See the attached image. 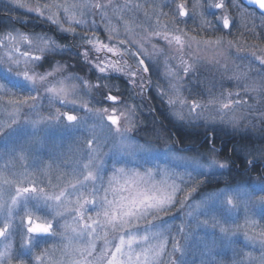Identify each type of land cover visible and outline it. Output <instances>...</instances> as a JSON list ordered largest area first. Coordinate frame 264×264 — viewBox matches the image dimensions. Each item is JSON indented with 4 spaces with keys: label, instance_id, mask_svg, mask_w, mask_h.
<instances>
[{
    "label": "snow or ice",
    "instance_id": "6c2138e0",
    "mask_svg": "<svg viewBox=\"0 0 264 264\" xmlns=\"http://www.w3.org/2000/svg\"><path fill=\"white\" fill-rule=\"evenodd\" d=\"M231 2L233 8H241L236 0ZM10 3L37 19L47 21L60 33L71 34L73 38L79 36L83 43L75 55L82 56L89 68L100 74L102 79L110 78L113 73L119 74L141 94L152 88V81L146 75L150 67L145 61L164 55V49L152 41L159 39L169 49L175 46L176 55L164 60L168 86L166 89L159 85L156 87L158 95L172 109L170 114L181 123H226L236 131L239 121L246 118L237 117L236 109L246 106L251 110L253 107L241 97L255 92L257 97L264 98V79L249 82L248 72H234L226 77L228 81H236L238 90L235 92L220 91L216 94L209 91L206 102L189 100L184 96L182 81L196 72L197 64L205 62V58L193 56V44L197 48L200 45L219 47L223 39L197 40L179 27L169 31L170 22L162 24L159 19L166 15L162 11L157 14L154 24L146 21L153 30L137 40L132 39L131 31L132 25L137 24L135 17L126 20L125 16L141 5L130 0L122 5L114 4L113 0H49L45 3L37 0L34 7L27 0H10ZM247 3L264 10V0H247ZM163 6H167V0ZM224 8L225 0L215 3L209 0L206 6L200 0H194L191 12L185 3L177 4L176 12L180 18L187 19L206 14L215 16V21L202 20L204 30L214 32L217 29L230 30L234 23L227 14L216 15ZM261 15L264 16V11ZM145 16H148L147 12ZM12 19L22 24L29 23L19 17ZM113 19L117 24H113ZM118 24L123 25L124 33L120 32ZM77 29L84 31L78 32ZM98 29L107 33V42L95 34ZM89 32L93 35H88ZM121 35L125 38L119 39ZM147 45H151V52ZM228 45L229 50L236 47L232 41H228ZM186 49L189 50L187 53ZM0 50L3 51L0 55V93L13 97L8 101L12 111L6 121L0 122V159L8 156L19 160L23 169L12 171L9 163L0 167V264H13V261L17 264H165V257L167 264H189L186 256L187 249L192 247L191 241L196 239L197 246L203 245L211 251L215 240L208 234L211 231L214 237L217 229L221 238L235 242L242 236L246 247L259 246L264 250V231L240 232L238 227L228 226L230 221L235 224L241 197L249 198L244 201L245 206L251 203V193L247 189L228 188L189 203L193 193L205 183L204 180L197 181V177L215 175L229 167L216 158L217 150L211 143L207 152L194 156L183 155L193 149L179 147L175 143L163 149L150 143H137L132 139L130 129L121 126L122 118L131 123L130 115H125L117 107L110 110L90 108L88 103L82 102L81 93L89 94L92 89L99 91L110 85H92L79 75L62 76L66 66L60 61H56L50 70L37 71L49 56L73 51L72 45L60 44L54 36L30 34L12 28L0 35ZM186 54L190 59L184 58ZM236 55L240 59L258 61L264 69V56L246 53L243 48H236ZM129 56L137 60L136 65L128 62L126 57ZM170 60L178 61L175 67L169 63ZM211 63L223 67L225 72L229 71L227 64L221 65L216 57ZM257 75L264 77V72L257 70ZM70 80L80 83L68 84ZM45 100L50 113L52 105L57 103L68 110L60 112L55 109L54 114L42 115L38 109ZM108 102L113 105L122 103L111 91L104 95L103 100L97 101ZM25 106L35 118L21 119ZM209 109L215 111V116L210 119L205 115ZM77 110H83L93 123L89 125L85 117L73 114ZM229 113L233 115L229 116ZM259 118L264 120V115ZM52 127H62L69 134L83 132L91 137L85 141V152L72 164L63 165L64 168L70 167V171H62L60 165H55L54 170L53 164L40 168L39 161H34L31 166L27 164L31 144L37 134ZM110 142L111 147L105 152L103 149ZM248 163L251 165L254 160ZM30 167L36 170L30 171ZM193 181H196V186H189ZM253 191L264 193V181L256 182ZM182 193L183 198H180ZM256 203L264 208V196ZM177 205L178 212L190 209L186 216L195 223V228L187 232L185 225L179 226L183 244L171 236L165 219L172 215V209ZM201 216L207 218L201 220ZM61 220L64 223H60ZM248 224L246 221L245 226ZM198 231L205 235L196 237ZM14 234L19 236V249H14L10 240ZM50 239H58L59 246L43 248L37 254L35 249ZM98 242L101 243L99 252ZM170 242L171 252L168 250ZM56 252H59L58 257ZM243 255L251 259V253ZM238 264H245V260H239ZM261 264H264V256Z\"/></svg>",
    "mask_w": 264,
    "mask_h": 264
},
{
    "label": "rangeland",
    "instance_id": "374dc122",
    "mask_svg": "<svg viewBox=\"0 0 264 264\" xmlns=\"http://www.w3.org/2000/svg\"><path fill=\"white\" fill-rule=\"evenodd\" d=\"M30 6H35L37 0H27ZM40 3L49 2V0H39ZM63 2V0H60ZM73 2V0H69ZM96 2V0H93ZM100 2H107V0H100ZM127 0H113V3L124 4ZM133 4H140L139 9L132 10L131 13L125 16L126 20H131L132 17H135L137 24H133L131 31L133 33L132 39H140L142 36L146 35L147 32L153 30L150 27L149 23L146 21H151L154 24L157 19V14L161 11L166 15L160 16L159 19L161 23H169V31L173 27H179L188 32L189 36H195L197 40L201 39H212L217 38L223 39V44L219 47L216 46H205L200 45L199 48L193 44L191 53L193 56H200L205 58V62L196 65V72L192 74L191 77L184 78L182 81L183 95L191 99H199L203 102H206L209 91H212L218 94L220 91H237L236 81H228L226 77L233 75L234 72H248L250 76V81L259 82L264 77L257 75V70L264 72V69H261L258 61L248 59H240L236 55V48H243L246 53L255 52L257 56H264V16L261 13L257 12L254 8L247 7L242 3L241 0H236L237 3L241 5L240 9H235L232 6L231 0H225V8L223 10H218L216 15L227 14L234 23L231 26L230 30H219L216 31H205L202 24V20H212L215 21V16L204 15L203 17L197 15L193 19L180 18L176 12V6L179 3H185L186 7L191 12L192 4L194 0H167V6L161 7L165 4V0H130ZM209 0H200L201 4L205 6ZM212 3L219 2V0H211ZM145 12L148 13V16H145ZM0 14H3L0 18V35H3L7 31H10L12 28L19 29L22 32L26 33H43L49 36H54L57 39V42L64 45H72V52H65L63 55H52L49 56L43 62V67L38 68L37 71L43 72L45 70H50L56 61H60L66 66V70L62 73V76L69 75H79L84 80H87L90 84H108L110 87L101 88L99 91L92 89L89 94L81 93L82 102L88 103L90 108H109L117 107L119 111L125 113V115L131 116V123L125 119H121V126L127 127L130 129V134L133 140L139 144H151L157 148L163 149L166 145L175 143L176 141L173 137L167 132V129L157 121L155 114L159 113L160 117L163 118L165 123H169L172 129L182 128L183 130L191 131L195 126L208 128V130H222V133L234 134V135H244L250 136L248 138H258L264 139V120L260 119L264 115V98L257 97L255 92L250 93L249 96L241 97L248 101V104L253 105L252 109L249 110L248 107L238 108L235 111L237 117L244 116L246 118L239 121L238 130L233 131L232 126L228 124L216 123L215 125H208L204 122H184L181 123L176 120L170 113V109L164 99L158 95L157 85L161 88H167L168 82L164 76L166 71L164 66L165 57H172L176 55L175 46L169 49L166 44L159 40L155 39L152 41L153 44H156L158 48L164 49V55L156 56L154 60H146L145 62L149 64L150 72L147 75L148 79L152 81V88L146 92L147 98L153 100V108L150 105L144 104L142 99L143 94L140 93L138 88H133L127 82L125 77L122 83L118 80H109L102 79L98 76L94 69H90L89 66L84 62L82 56L75 55V52L79 49V45L83 41L79 36L73 38L71 34H63L58 32L55 29V26L49 24L47 21L42 19H37L35 15L27 13L24 10L15 8L11 5L10 0H0ZM111 16L112 13L109 12ZM19 17L21 20H28L29 23L22 24L19 21H15L12 18ZM97 22L99 23V16L96 17ZM113 24H117V21L113 19ZM67 27V25H65ZM121 33H124V27L122 24L117 25ZM29 28V30H28ZM78 32H83V29H77ZM99 36L101 40L107 42V33L98 29L95 33ZM88 35H93L92 32H89ZM124 35H121L119 39H124ZM228 41H232L236 47L229 50ZM148 51L151 52V45H147ZM135 51V49H133ZM186 53L189 50H185ZM3 54V51L0 50V55ZM39 54V53H37ZM243 55V54H241ZM213 57H216L220 60V64H227L229 71L225 72L223 67L214 66L211 63ZM185 59H190L189 55L186 54ZM128 62H131L133 65L137 64V60L132 57H126ZM169 63L175 67L177 60H170ZM236 65L241 67L237 68ZM112 75H117L113 73ZM183 76V73H180ZM62 78V77H58ZM68 84H79V81H67ZM109 91L114 95H117L122 103L113 105L112 102L108 103H97L99 100L104 99ZM41 93L43 89L41 88ZM27 93H25L26 95ZM253 97H257L253 99ZM13 99V97L0 93V122H4L8 118V113L12 111V106L8 104V101ZM55 109H59L60 112L67 111L68 109L61 107L58 103L52 105L51 113L49 110L48 102L45 100L43 106L38 109L40 114L49 115L54 114ZM73 114L85 117L87 123L91 125L93 121L87 118V114L83 110H77ZM211 114V115H210ZM206 117L212 118L215 116L214 109L206 110ZM233 115L229 113V116ZM24 117H32V113L27 111V106L22 110L21 119ZM217 121L219 117H215ZM187 126H192L189 128ZM214 134H207L208 140L211 144L215 142L213 139ZM91 138L83 132H73L71 134L66 133L62 127H52L50 129L42 130L37 134V137L31 144V152L28 154L27 164L33 165L34 161H39V167L44 168L48 164L60 165L62 171H70L71 168H64L65 163L72 164L75 162L86 150V139ZM179 147H186L185 144H177ZM215 146L217 152L215 156L221 162H225L229 165L227 169L218 171L215 175L208 177H197L196 180H204L205 183L201 184L197 188V192L193 193L190 198L189 203H195L202 199L203 196L221 191L224 189H247L251 193V203H248L245 206L244 201L249 199L246 196H242L240 200V211L235 216V224L229 222L228 226L238 227L240 232L244 231H255L257 233L264 231V208L260 204L256 203L261 196H264V193L253 191V185L258 181H264V172L258 176H254L252 179L243 178L241 176H233L229 172L230 164L228 163L227 158L221 156L219 151L221 147ZM111 147V142L104 147V151L107 152ZM187 147L193 149V151H188L182 153L187 156L198 155L202 152L208 151V146L204 147L200 143L188 144ZM258 148V147H256ZM263 150V151H262ZM260 152V156L259 153ZM251 153V151H250ZM255 162H258V159H264V149L260 151H254L251 158ZM9 163L12 167V171H22V162L15 159H10L8 156H5L3 159H0V167L4 164ZM30 171H35V167H30ZM232 175V176H231ZM230 176V177H229ZM234 178V179H233ZM196 186V181H193L192 185ZM183 198V193L181 197ZM176 208L172 209V215L166 217L167 226L169 228L171 236H174L177 240L184 243V238L182 234L178 231L180 225H185V231L195 228V223L190 222L189 218L186 216V212L190 209L185 208L183 212H178ZM207 217L201 216L200 219H206ZM70 219V218H69ZM249 221L247 227L245 222ZM255 224L253 225V223ZM60 223H64V220H61ZM205 233L203 231H198L195 233L196 237H203ZM209 237L215 240V245L211 247V251L208 248L199 245L196 239L191 241L192 247L187 249L186 259L189 261V264H238V261L241 259L245 260V264H261V257L264 256V250H261L259 246H245L243 242V237H238L235 242L229 241L228 239L221 238L218 229L216 234L212 237L211 231H209ZM10 240L13 243L14 249H19L20 240L17 234H14L10 237ZM8 243V241H4ZM60 244L58 239H50L47 243H41L40 247L35 249L37 254L43 248H53L58 247ZM2 247V244H0ZM101 247V243L98 242L97 251ZM168 250L171 252V242L168 245ZM243 253H251V259L249 260ZM175 255H179L176 253ZM56 256H59V252H56ZM13 264H17L16 261H13ZM165 264H167V257H165Z\"/></svg>",
    "mask_w": 264,
    "mask_h": 264
},
{
    "label": "trees",
    "instance_id": "16d2710c",
    "mask_svg": "<svg viewBox=\"0 0 264 264\" xmlns=\"http://www.w3.org/2000/svg\"><path fill=\"white\" fill-rule=\"evenodd\" d=\"M108 79L118 80L121 82V84H123V80L117 77L111 76ZM142 99H145L144 95L142 96ZM152 101L150 100V103L145 101L147 103L146 105H150L153 108L154 102L152 104ZM155 117L157 118V121H159L167 129V132H169V134L173 137V139L176 141V144L186 143L187 146L188 144L193 145L195 143H200V145L206 147L209 145V143H211L207 138V134L213 133L215 136V142L214 144L212 143V145L214 147H218L219 144V147L222 145V149L219 151V153L221 156L227 158L228 163L230 164L229 172L233 176H241L245 179H252L254 176H259L262 171L264 172V159H258V162L254 161V163L251 165L248 163L249 160H252L251 158L254 151H260L261 149H264L263 138H248L250 136H244L240 134L234 135L232 133L224 134L222 133V130H208V128H201L199 126H195L194 128L192 126H187L189 128H193L191 131H185L182 128L172 129L169 123H165L163 118L160 117L158 112L157 115L155 114ZM258 153L260 156V152Z\"/></svg>",
    "mask_w": 264,
    "mask_h": 264
},
{
    "label": "water",
    "instance_id": "95a60500",
    "mask_svg": "<svg viewBox=\"0 0 264 264\" xmlns=\"http://www.w3.org/2000/svg\"><path fill=\"white\" fill-rule=\"evenodd\" d=\"M243 2H244L247 6H249V7H253V6H251V5H249V4L247 3V0H243ZM254 8H256L260 13H261V11H264V10H259L258 7H254Z\"/></svg>",
    "mask_w": 264,
    "mask_h": 264
},
{
    "label": "flooded vegetation",
    "instance_id": "af4514ba",
    "mask_svg": "<svg viewBox=\"0 0 264 264\" xmlns=\"http://www.w3.org/2000/svg\"><path fill=\"white\" fill-rule=\"evenodd\" d=\"M28 30H29V28H28Z\"/></svg>",
    "mask_w": 264,
    "mask_h": 264
}]
</instances>
